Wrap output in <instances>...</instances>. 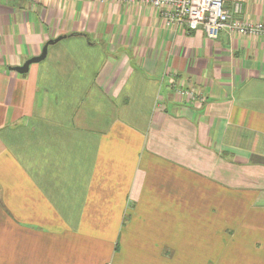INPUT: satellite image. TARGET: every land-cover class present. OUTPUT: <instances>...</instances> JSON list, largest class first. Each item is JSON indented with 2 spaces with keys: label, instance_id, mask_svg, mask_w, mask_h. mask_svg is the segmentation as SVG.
I'll list each match as a JSON object with an SVG mask.
<instances>
[{
  "label": "crops",
  "instance_id": "crops-1",
  "mask_svg": "<svg viewBox=\"0 0 264 264\" xmlns=\"http://www.w3.org/2000/svg\"><path fill=\"white\" fill-rule=\"evenodd\" d=\"M91 215L143 249L126 264H264V39L139 2L0 0V264H53L39 238L68 252L59 234Z\"/></svg>",
  "mask_w": 264,
  "mask_h": 264
},
{
  "label": "built area",
  "instance_id": "built-area-1",
  "mask_svg": "<svg viewBox=\"0 0 264 264\" xmlns=\"http://www.w3.org/2000/svg\"><path fill=\"white\" fill-rule=\"evenodd\" d=\"M101 3L112 0H98ZM127 3L139 2L161 11L168 24H176L187 33L204 30L210 39H217L225 30L232 34L264 39V24L243 18V0H234L231 8L226 0H117ZM173 87V82H172ZM176 93L191 102H204V95L193 89L175 84Z\"/></svg>",
  "mask_w": 264,
  "mask_h": 264
},
{
  "label": "rangeland",
  "instance_id": "rangeland-1",
  "mask_svg": "<svg viewBox=\"0 0 264 264\" xmlns=\"http://www.w3.org/2000/svg\"><path fill=\"white\" fill-rule=\"evenodd\" d=\"M4 212L7 213V210L4 209ZM15 217L8 216L7 218L9 220H14L15 223L17 222V224L23 228L30 227V224L26 221L27 219H25L26 216ZM36 217L37 219H42L43 222L36 223L34 226H31V231L43 234L46 230L44 223L46 216L41 215ZM99 219H103L104 221H106V219H108V216H99ZM94 220L95 216H87L84 218V221H86L88 224L85 225L83 229L80 228L77 231L65 230L64 233L59 234L62 238H67L69 240L68 252L66 251L65 246L55 241L53 238H39L38 242L45 240V242L48 243V247L51 250L50 252L53 255V264H80L78 262V259L80 258H82L81 264H126L127 262H129L127 257L128 254L133 253L134 256H139L137 253H140L141 250H143L142 248L135 247L133 248L132 252H129V248L120 245V243L118 242V216L114 218L112 223L110 222L101 224L100 229L99 225L96 222L93 224ZM89 221H91V223H89ZM24 223L28 226L24 225ZM59 223L63 225L62 222ZM115 239L116 242L115 244H113L112 240ZM109 244L110 247H108ZM40 247H42V245ZM114 249H116V252H114ZM113 253L115 254L114 260ZM87 254L93 257L92 261L89 262L86 257ZM68 256L71 257L68 258Z\"/></svg>",
  "mask_w": 264,
  "mask_h": 264
},
{
  "label": "water",
  "instance_id": "water-1",
  "mask_svg": "<svg viewBox=\"0 0 264 264\" xmlns=\"http://www.w3.org/2000/svg\"><path fill=\"white\" fill-rule=\"evenodd\" d=\"M61 38H59L58 40H53V41H50L49 43H47L45 45V47L43 48L42 50V53L40 56H37V57H34V58H31L30 60H28L23 66L21 67H15V68H11V70L13 71H16L20 74H24V73H27L28 70H29V67L30 65L34 64V63H39L41 62L42 60L45 59L46 57V54H47V50H48V46L49 45H53L55 44L56 42H58Z\"/></svg>",
  "mask_w": 264,
  "mask_h": 264
}]
</instances>
